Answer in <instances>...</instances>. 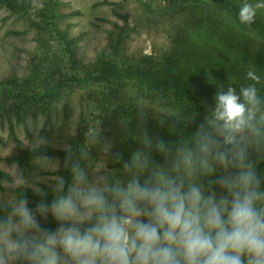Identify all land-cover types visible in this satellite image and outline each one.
<instances>
[{
    "label": "clouds",
    "instance_id": "obj_1",
    "mask_svg": "<svg viewBox=\"0 0 264 264\" xmlns=\"http://www.w3.org/2000/svg\"><path fill=\"white\" fill-rule=\"evenodd\" d=\"M260 9L264 0H245L240 23L253 24ZM246 79L217 91L187 137L141 135L121 177L107 171L122 161L111 143L91 176L64 146L67 187L63 176L29 180L17 167L11 183L21 194L0 198V264H264V96L255 70ZM27 189L40 197L34 207Z\"/></svg>",
    "mask_w": 264,
    "mask_h": 264
},
{
    "label": "rangeland",
    "instance_id": "obj_2",
    "mask_svg": "<svg viewBox=\"0 0 264 264\" xmlns=\"http://www.w3.org/2000/svg\"><path fill=\"white\" fill-rule=\"evenodd\" d=\"M19 1L29 6L27 13L16 14L0 6V88L20 90L38 86L41 82L37 78L29 77L31 65L36 62L33 59L35 53L41 42L50 49L55 47L48 37L41 41L30 26V22L37 20L38 12L43 10L49 0ZM105 1L115 3L118 11L128 14V21L136 30L126 38L118 54L113 51L112 46L115 42V25H121L122 21L112 15L110 5L102 4ZM58 3L57 11L63 17L57 21V28L66 31L69 38L81 36L74 50L75 58L81 65H91L100 55H106L112 60L117 59L157 71L168 57L189 78H193V73L201 78L222 72L230 77L241 73L237 70L238 67L231 64H237L243 53L238 52L232 56L228 54L227 59L226 56L222 58L221 53L213 51L204 55V46L198 42H201L200 38L193 41V29L196 31L205 28L213 40L224 37L222 41L228 42L230 37L226 38L223 32L227 22L221 17L210 15L212 9L149 0H59ZM73 12L78 14L70 16ZM262 27L264 28V19ZM253 57L254 54L246 56V70L254 68L251 63ZM40 68L42 70L45 67ZM261 76L264 78V73ZM121 93L122 96L107 100L95 93L94 89L85 92L73 87L65 90L63 96L53 103L26 105L21 112L20 123L16 122L11 100L1 99L0 170L12 176L18 167L29 180L41 176L51 183L55 182L57 176H61L64 169L65 158L34 160L28 167H19L15 163L4 161L3 158L11 155L16 146L8 135L10 120L22 148L49 145L64 150V146L70 145L75 156L79 158L81 167L91 176L96 165L101 170L105 168L103 148L106 143L112 144L113 153H121L122 160L126 150H134L131 139H128L130 124L126 120V116L138 114L135 108L130 107L131 98L145 113L155 117L164 115L166 118H173V114L159 100H144L148 97L138 96L132 88ZM173 113L178 119L184 117ZM199 116L204 118L205 115ZM163 122L162 120L159 123ZM40 139L45 143H40ZM107 166L111 175L122 176V165L118 166L109 161ZM3 185L5 189L0 192V198L13 196L8 191L13 187L12 183Z\"/></svg>",
    "mask_w": 264,
    "mask_h": 264
},
{
    "label": "trees",
    "instance_id": "obj_3",
    "mask_svg": "<svg viewBox=\"0 0 264 264\" xmlns=\"http://www.w3.org/2000/svg\"><path fill=\"white\" fill-rule=\"evenodd\" d=\"M149 1H163L172 5H193L212 9L210 15L221 17L227 22L223 32L226 38L230 37L227 39L228 42L222 41L224 37L213 40L210 37V32L208 33V29L205 28L196 31L193 29V41L195 38H200L201 42H198L204 46L202 47V49L204 48V55L208 51L209 53L213 51L217 54L221 53L222 58L226 56L227 59L228 54L232 56L238 52L245 53V57L241 54L237 64H231L236 68L238 67L237 70L241 73L230 77L222 72L202 78L193 73V78H189L177 67L176 62L168 57L164 59L161 69L157 71L135 64L124 63L117 59L112 60L107 58L106 55H100L91 65H81L76 60L74 52L75 45L81 36L69 38L66 31H60L57 28V21L63 17L57 11L59 0H49L43 10L38 12L37 20L30 22L31 28L36 31L41 41L42 38L48 37L55 45L53 49H50L48 45H42L41 42L35 53L36 56L33 58L36 62L31 65L32 69L29 77L37 78L41 83L36 87L20 90L0 88V110L2 109L1 99H10L16 122L20 123L22 122L21 112L26 105L53 103L63 96L65 90L73 87L85 92H88V89H94L95 93L102 95L107 100L110 98L115 99L118 95L122 96L121 91L132 88L139 94L138 96L148 97L144 100H159L163 107L168 108L173 114V118H166L164 115L155 117L145 113L143 109H140L137 102L131 98L130 107L135 108L137 110L135 112H138V114H130L126 116V120L130 124L128 139H131V147L134 146L133 151H135L142 147L139 139L144 133L153 139L159 137L166 142H176L180 139L179 133L181 131L185 137L195 132L197 126L203 121L202 116H199V114L205 115L207 109L215 103L214 96L217 91H226L229 86L239 90L242 85L250 83L246 79L247 71L250 69L246 70L245 63H247L246 56L250 57L251 54H254L253 60L250 59L251 63L254 64V68H251V70L257 69L255 72L261 77L262 81V84L257 85V87L260 89L261 95L264 96V78L261 76L264 73V28L262 27L264 9L257 11L255 22L249 26L241 24L238 18L240 6L245 0ZM248 2L255 4L260 0H248ZM102 4L110 5L112 15L122 21L121 25H115V42L112 46L113 51L118 54L122 50L126 38L136 30L130 25L128 14L118 11L115 3L105 1ZM0 6L16 14H25L30 9L28 5L19 0H0ZM77 14L78 12H73L69 15ZM204 26L206 27V24ZM41 66L45 68L41 70ZM49 78L51 79L49 80ZM173 112L184 117L178 119ZM193 116L195 119L191 120ZM162 120L164 122L159 123ZM8 135L16 146L11 155L3 158L7 163H15L19 167H28L34 160L65 158L67 155L63 149L49 145L22 148L18 143L19 140L16 137L14 124L11 120ZM131 152L127 150L124 152V158L118 166L122 165L123 161L130 159ZM153 158L158 162H163L160 154L156 152H153ZM259 170L264 173V162L259 165ZM61 176L66 180V187L67 184H71L72 177L68 170L64 168ZM11 177L10 173L0 170V192L5 189L3 183L11 182ZM8 191L13 195L21 194L14 187H10ZM49 192L51 193V190ZM24 195L29 200L30 207H34L35 202L40 199L31 189L25 190ZM47 199L51 202L53 195L50 194ZM2 215L3 212H0V216ZM44 223L45 226L51 229L56 227V223L51 217Z\"/></svg>",
    "mask_w": 264,
    "mask_h": 264
},
{
    "label": "crops",
    "instance_id": "obj_4",
    "mask_svg": "<svg viewBox=\"0 0 264 264\" xmlns=\"http://www.w3.org/2000/svg\"><path fill=\"white\" fill-rule=\"evenodd\" d=\"M8 173V172H7Z\"/></svg>",
    "mask_w": 264,
    "mask_h": 264
}]
</instances>
